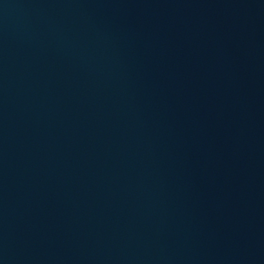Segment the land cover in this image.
I'll use <instances>...</instances> for the list:
<instances>
[{"label":"water","instance_id":"water-1","mask_svg":"<svg viewBox=\"0 0 264 264\" xmlns=\"http://www.w3.org/2000/svg\"><path fill=\"white\" fill-rule=\"evenodd\" d=\"M0 264H264V0H0Z\"/></svg>","mask_w":264,"mask_h":264}]
</instances>
